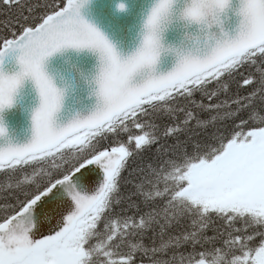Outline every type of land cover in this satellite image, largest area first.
I'll return each mask as SVG.
<instances>
[{
	"label": "snow or ice",
	"instance_id": "1",
	"mask_svg": "<svg viewBox=\"0 0 264 264\" xmlns=\"http://www.w3.org/2000/svg\"><path fill=\"white\" fill-rule=\"evenodd\" d=\"M0 264H264V0H0Z\"/></svg>",
	"mask_w": 264,
	"mask_h": 264
},
{
	"label": "trees",
	"instance_id": "2",
	"mask_svg": "<svg viewBox=\"0 0 264 264\" xmlns=\"http://www.w3.org/2000/svg\"><path fill=\"white\" fill-rule=\"evenodd\" d=\"M160 123L163 125V123H166V121H161ZM150 155H151V153H145L143 159H145V160L148 159V157H149ZM137 162L139 163L140 161L138 160ZM125 175H127V173H126Z\"/></svg>",
	"mask_w": 264,
	"mask_h": 264
}]
</instances>
